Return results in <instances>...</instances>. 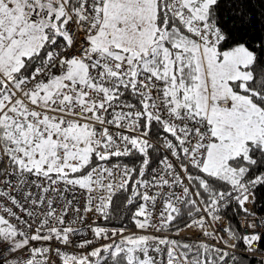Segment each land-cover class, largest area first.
Wrapping results in <instances>:
<instances>
[{
  "label": "snow or ice",
  "instance_id": "1",
  "mask_svg": "<svg viewBox=\"0 0 264 264\" xmlns=\"http://www.w3.org/2000/svg\"><path fill=\"white\" fill-rule=\"evenodd\" d=\"M0 264H264V0H0Z\"/></svg>",
  "mask_w": 264,
  "mask_h": 264
}]
</instances>
